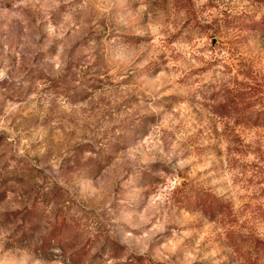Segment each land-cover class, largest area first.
<instances>
[{
  "label": "rangeland",
  "instance_id": "obj_1",
  "mask_svg": "<svg viewBox=\"0 0 264 264\" xmlns=\"http://www.w3.org/2000/svg\"><path fill=\"white\" fill-rule=\"evenodd\" d=\"M262 17L0 0V264H264Z\"/></svg>",
  "mask_w": 264,
  "mask_h": 264
},
{
  "label": "trees",
  "instance_id": "obj_2",
  "mask_svg": "<svg viewBox=\"0 0 264 264\" xmlns=\"http://www.w3.org/2000/svg\"><path fill=\"white\" fill-rule=\"evenodd\" d=\"M256 1L261 2L263 0H256ZM261 26L262 28L264 26V17H262V19L259 22L251 23L250 28L251 29H254L256 27L261 28ZM184 202L187 208L197 207L201 204L203 205L204 211L210 215L214 214L215 212L220 213L224 210L222 203H219V201L215 199L214 197H209L208 199L206 198L205 200H203L201 196L195 195L194 200H192L190 197V198H187ZM41 248L42 250H44V252H47L49 249H52V248H57L61 250L63 248L62 240L61 239L59 240L58 238L54 239L52 237H48L43 242ZM117 264H158V263H154L150 259H145L142 256L130 255L126 259H124L122 262L117 263Z\"/></svg>",
  "mask_w": 264,
  "mask_h": 264
}]
</instances>
